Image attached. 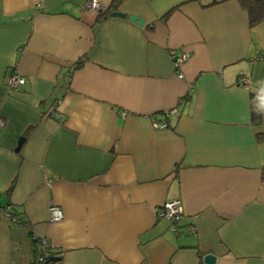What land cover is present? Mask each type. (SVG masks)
Instances as JSON below:
<instances>
[{"label": "crops", "instance_id": "crops-1", "mask_svg": "<svg viewBox=\"0 0 264 264\" xmlns=\"http://www.w3.org/2000/svg\"><path fill=\"white\" fill-rule=\"evenodd\" d=\"M85 1L0 0V205L28 225L0 209V264H32L33 236L56 264H264V19L237 0H121L125 17L97 21ZM173 198L176 229L156 215Z\"/></svg>", "mask_w": 264, "mask_h": 264}, {"label": "built area", "instance_id": "built-area-1", "mask_svg": "<svg viewBox=\"0 0 264 264\" xmlns=\"http://www.w3.org/2000/svg\"><path fill=\"white\" fill-rule=\"evenodd\" d=\"M83 7L87 10L91 11H98L102 8L99 0H86L83 3ZM190 53L187 50L179 49L176 50L173 53V65L175 67V70L177 71V76L182 77V73L179 70V67L182 65V63L189 57ZM240 81L246 83L247 80L244 76H240L238 78ZM24 83V77L20 76L17 73H11L7 76L6 84L10 89H15L17 86ZM167 112H165L161 119L156 120L152 119L151 124L153 127H164L166 125V117ZM4 125V119L2 116H0V129ZM3 213L11 220H14L12 216H10L9 213V206L4 208ZM49 214H50V220L51 221H59L63 217L62 210L53 204L49 205ZM156 215L160 218H164L169 221L170 227L172 229H176L177 225L181 222V219L183 218V208L181 204V200L179 198H173L165 200L159 207L156 209ZM45 242V240H43ZM43 256H39L38 260H42Z\"/></svg>", "mask_w": 264, "mask_h": 264}, {"label": "trees", "instance_id": "trees-1", "mask_svg": "<svg viewBox=\"0 0 264 264\" xmlns=\"http://www.w3.org/2000/svg\"><path fill=\"white\" fill-rule=\"evenodd\" d=\"M121 0H112L110 4L105 7L101 8L97 11V21L106 18L109 14L110 11L115 10L118 7V4ZM240 6L245 10L247 14V20L248 24L250 27L254 26L258 22H260L262 19H264V0H237ZM170 11H167L164 16H167ZM85 59V56H82L81 58L77 59L75 67H78L83 60ZM249 109H250V117L253 123H258L260 119V103H259V95L256 92H251L249 96ZM257 139L259 141L264 140V134H258ZM14 179L11 181L9 186L7 187V192H9L12 187H13ZM9 206V213L10 216L14 218V220H11L12 223L15 224H25L26 226L27 223H22L20 219L17 218V214L14 212V209L11 204H6V205H0V209L3 210ZM40 243L42 245L41 249L37 248V243ZM33 244H34V257L32 264H42L43 261L48 259L49 256L46 255V251H48V245L45 242H43V239H38V237L33 236ZM39 246V245H38ZM39 256H43L42 260H38ZM57 262L55 261H49V264H56Z\"/></svg>", "mask_w": 264, "mask_h": 264}, {"label": "water", "instance_id": "water-1", "mask_svg": "<svg viewBox=\"0 0 264 264\" xmlns=\"http://www.w3.org/2000/svg\"><path fill=\"white\" fill-rule=\"evenodd\" d=\"M109 16H115V17H125L126 16V13L123 12V11H120V10H113V11H110L109 12ZM128 19L134 23H136L137 25H142L143 23V19L138 16V15H135V14H129L127 15ZM23 141V137H19L18 140H17V144L14 148L15 151H17L21 145ZM58 257H55V256H50L48 257V259H46L45 261H43L42 264H49V261H55L57 260ZM203 261L207 264H213L214 261H215V255H213L212 253H206L204 256H203Z\"/></svg>", "mask_w": 264, "mask_h": 264}]
</instances>
